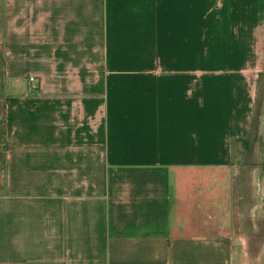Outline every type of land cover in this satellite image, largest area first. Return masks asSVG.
<instances>
[{
    "label": "crops",
    "instance_id": "1",
    "mask_svg": "<svg viewBox=\"0 0 264 264\" xmlns=\"http://www.w3.org/2000/svg\"><path fill=\"white\" fill-rule=\"evenodd\" d=\"M263 76L264 0H0V264H264Z\"/></svg>",
    "mask_w": 264,
    "mask_h": 264
},
{
    "label": "rangeland",
    "instance_id": "2",
    "mask_svg": "<svg viewBox=\"0 0 264 264\" xmlns=\"http://www.w3.org/2000/svg\"><path fill=\"white\" fill-rule=\"evenodd\" d=\"M25 80L28 85L37 83L36 77L33 81H29L27 77ZM262 128H264V76L261 79L260 91L255 108L247 122L246 134L243 138L234 143V152L236 153L239 149L253 148L256 145V138H258L257 133L259 130L261 131V134L259 135L260 138L264 137V129L262 131ZM256 158L257 157L250 155V152L245 151L235 154L233 160L235 162H254Z\"/></svg>",
    "mask_w": 264,
    "mask_h": 264
},
{
    "label": "built area",
    "instance_id": "3",
    "mask_svg": "<svg viewBox=\"0 0 264 264\" xmlns=\"http://www.w3.org/2000/svg\"><path fill=\"white\" fill-rule=\"evenodd\" d=\"M34 78H35V76H34V75H28V76H27V79H28L29 81H33V80H34Z\"/></svg>",
    "mask_w": 264,
    "mask_h": 264
}]
</instances>
